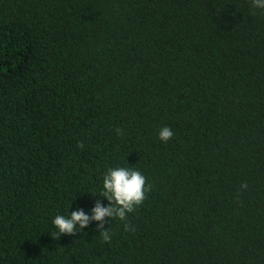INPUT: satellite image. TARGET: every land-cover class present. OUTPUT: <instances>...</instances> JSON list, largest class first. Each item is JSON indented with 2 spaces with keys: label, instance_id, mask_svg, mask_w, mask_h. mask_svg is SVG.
Wrapping results in <instances>:
<instances>
[{
  "label": "trees",
  "instance_id": "1",
  "mask_svg": "<svg viewBox=\"0 0 264 264\" xmlns=\"http://www.w3.org/2000/svg\"><path fill=\"white\" fill-rule=\"evenodd\" d=\"M117 166L143 203L57 238ZM0 264H264V9L0 0Z\"/></svg>",
  "mask_w": 264,
  "mask_h": 264
},
{
  "label": "clouds",
  "instance_id": "2",
  "mask_svg": "<svg viewBox=\"0 0 264 264\" xmlns=\"http://www.w3.org/2000/svg\"><path fill=\"white\" fill-rule=\"evenodd\" d=\"M252 4L257 9H264V0H252ZM173 135L168 126L162 127L157 134L162 143L168 142ZM147 190L146 178L139 170L130 166L108 168L103 174L99 195L107 203L96 199L88 211L76 207L72 211L68 209L66 216L56 215L52 220L56 237L74 236L78 231L83 232L91 224H95L96 231L100 232L103 240L109 241L111 234L105 227L106 218L109 221L113 218L125 221L127 215L143 203Z\"/></svg>",
  "mask_w": 264,
  "mask_h": 264
}]
</instances>
